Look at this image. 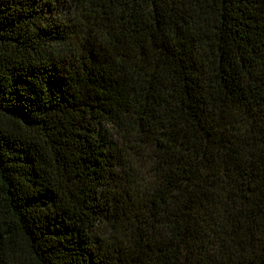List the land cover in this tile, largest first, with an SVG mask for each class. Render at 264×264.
<instances>
[{
	"label": "trees",
	"instance_id": "1",
	"mask_svg": "<svg viewBox=\"0 0 264 264\" xmlns=\"http://www.w3.org/2000/svg\"><path fill=\"white\" fill-rule=\"evenodd\" d=\"M0 264H264V0H0Z\"/></svg>",
	"mask_w": 264,
	"mask_h": 264
},
{
	"label": "rangeland",
	"instance_id": "2",
	"mask_svg": "<svg viewBox=\"0 0 264 264\" xmlns=\"http://www.w3.org/2000/svg\"><path fill=\"white\" fill-rule=\"evenodd\" d=\"M50 19H52V20H53V19H54V20H55V19H58V18L56 17V12H55L53 15H50Z\"/></svg>",
	"mask_w": 264,
	"mask_h": 264
}]
</instances>
